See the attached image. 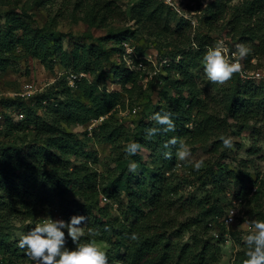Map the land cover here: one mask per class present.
Returning a JSON list of instances; mask_svg holds the SVG:
<instances>
[{
	"label": "trees",
	"instance_id": "16d2710c",
	"mask_svg": "<svg viewBox=\"0 0 264 264\" xmlns=\"http://www.w3.org/2000/svg\"><path fill=\"white\" fill-rule=\"evenodd\" d=\"M98 1L76 0L74 3L87 24L103 25L108 17L122 13L112 0ZM139 8L137 20L145 16L149 21L159 22L164 12L167 20L172 18L170 10L159 0H144ZM202 12L205 34L194 32L192 35L188 21L179 23V30L175 32L168 33L165 26L158 31L167 33L173 49L169 53V65L158 69L161 73L153 80L163 87L159 91L163 101L154 105L151 114L170 112L175 129L150 136V128L163 126L152 118L145 121L144 114L140 113L129 134L132 141L140 144L135 154L126 155L122 148L126 134L115 114L118 107H124L122 93L129 98L137 90L141 91L137 74L121 59V44L126 40L123 34L99 37V40L120 43L117 51L123 64L113 69L112 76L119 79L121 90L101 87V77L95 80L82 77L74 86L83 95L78 98L74 87L63 78L57 83V89L49 92L51 95L36 94L29 98L31 101L13 97L14 108L20 110L22 117L8 122L0 137V264H20L21 257L27 256L4 228L17 220L22 225L27 222L24 227L27 231L34 226L32 223L41 222L49 215L52 217L55 212L66 219L73 214L85 215L86 234L81 240L93 238L87 234L88 228L97 229L100 234L94 240L107 245L109 264H214L218 261V243H212L211 237L202 239L198 229H208L213 224L211 220L222 213L220 197L225 195L228 184L219 179L207 183V177L215 169L224 172L226 166L215 161L194 170L191 162L180 160L176 165L175 159L181 144L191 150L196 145L209 144L211 153H216L223 146L221 135L229 134L233 125L238 134L248 130L253 138L263 136L264 80L244 79L240 73H234L231 93L223 100L226 111L221 113L211 105L195 70L213 41L209 33L223 30H227L230 40L251 47L252 51L242 59L244 69L260 67L258 61L264 58V0H210ZM12 21L13 28L22 30L21 38L15 40L10 32L0 33V69L7 67L8 52L17 44L49 70L58 60L61 66L74 72L95 73L100 54L108 61V51L103 47L100 53L92 49L90 57L93 56L95 62L90 66L86 63L87 52L78 59L77 48L65 51L59 39H54L50 46L49 38L53 34L45 32L43 27L33 29L18 19ZM101 116L103 118L98 120ZM93 120L97 122L87 129ZM78 125L86 126L84 139L72 131V127ZM30 127L34 133L28 140L25 131ZM173 136L178 142L165 148V142ZM87 140L108 143L111 152H116L120 170L111 183H107L104 172L96 167L95 153L85 150ZM141 149L148 151L150 164L156 161L160 164L154 168L146 165ZM166 151L172 155L166 157ZM130 161L139 163L134 176V171L128 169ZM167 162H172L169 170ZM228 171L235 172L234 169ZM190 177H205L198 185L205 188L203 195H183L185 185H190ZM120 191L125 193L126 200L119 199ZM249 191L241 181L237 196L243 197ZM101 197L107 202L101 204ZM186 212L191 214L186 215ZM219 222L222 228L226 227L222 217ZM191 228L194 229L190 242L173 241ZM132 233L138 235L137 240L130 238ZM66 243L70 248L75 247L68 237ZM235 243L241 249L235 252L232 264H243L246 259L244 241L239 238Z\"/></svg>",
	"mask_w": 264,
	"mask_h": 264
},
{
	"label": "rangeland",
	"instance_id": "374dc122",
	"mask_svg": "<svg viewBox=\"0 0 264 264\" xmlns=\"http://www.w3.org/2000/svg\"><path fill=\"white\" fill-rule=\"evenodd\" d=\"M90 1V3H94L96 0ZM103 1L99 0L98 2L102 3ZM112 1L118 5L122 13L120 12L116 16L108 17L103 25H90L84 21L83 13L75 7L74 3L76 0H0V33L10 32L15 40L21 38L22 30L17 27L13 28L15 25L12 21L13 19H18L33 29L43 27L46 30L45 32L53 34L49 38L51 42L50 46L54 39H59L65 51L77 48L78 59L87 52L86 63L90 66L95 62V58L93 56L90 57L92 53L89 51L95 49L97 53H100L103 47L108 51V61L100 54L99 64H97L95 73H90L87 70H82V72L85 73L84 77H89L91 80L101 77L100 86L109 90H121L119 79L112 76L113 69L123 64L117 51L120 43H114L113 40H99V37L120 33L126 38L124 41H130L136 45L134 49L136 56L134 55L132 59L134 60L132 69L137 74L136 79L141 91L137 90L129 98L122 93L124 107H118V110L115 111V114L119 117L118 122L124 127V133L126 134L122 142V148L126 151L125 146L132 141V136L129 134L132 131L134 121L138 119L140 113L144 114L145 121H150L152 118L151 109L154 105L163 101L162 94L159 92L163 87L161 83L155 84L153 80L157 78V74L161 73V70L159 71L158 69L161 67L163 69V67L169 65L171 61L169 53L173 48L169 46L170 38L167 33L158 31L165 26L168 33L175 32L179 30V23L188 21L192 27V35L194 32L205 34L202 9L210 0H200L199 3L192 0H159L170 10V16L172 17L171 20H167L168 16L164 12L162 17H157V19L159 18V22L149 21L145 16L137 20L140 13L139 5L144 0ZM226 31L209 33L213 39L210 46H213L217 40H223L231 51H235L234 46L236 42L227 37ZM123 42L121 44L122 47ZM193 49L195 50V48ZM8 54L9 64L4 69H0V91L2 92L0 96V137H2L3 129L7 123L11 120L13 122L20 112V110L14 108L15 104L12 102L13 97L10 96L11 92L19 91L26 85H31L33 92L24 98L28 99L26 101H31L29 98L33 95H47L55 91L57 83L61 79H65L68 71H72L71 68L61 66L58 60L55 61L51 70L46 69L37 58L26 54L20 44L14 46ZM121 59L127 67L128 64L123 59L122 54ZM162 60L166 61L163 62ZM258 62L260 63L258 70H260V73H264V58ZM128 69L130 70L131 68ZM195 72L198 74L197 79H199L198 82L201 88L206 90L209 95L213 108L221 110V113H225L226 108L223 100L230 95L235 77L232 76L224 83L211 81L203 71L202 62ZM73 91L78 98L83 97L77 88L75 89L74 87ZM131 107H137L135 114L128 112ZM85 127V125H78L72 127V131L78 138L84 139ZM25 133L28 140L33 138L34 132L31 127ZM249 133L248 130H243L238 134L236 126L233 125L229 135L233 138L234 147L225 148L222 146L216 153L212 154L209 144L196 145L191 150V155L185 160L187 162H194L195 160L202 159L204 164L218 161L226 166L224 172L221 173L215 169L207 177V183L212 179H219L224 184H228L225 195L220 197L222 213L218 218L215 217L211 220L213 224L208 229H198L202 239L211 237V242L218 243L220 247L218 261L214 264H232L235 252L241 249L235 243L236 240L240 238L241 241H244V236L249 231H252V226L245 223V221L256 217H264V134L262 137L259 134L257 135L258 137L253 138ZM109 147L108 143L92 140H87L84 147L85 150L95 153L97 158L96 167L104 172L108 180L107 183H111V179L120 170V165L116 161V152H111ZM141 151L140 155L146 160V165H149L148 151L146 149H141ZM177 161H180L178 155L177 159H175L176 165H178ZM171 163H166L168 170L171 167ZM159 164L160 162L156 161L150 164V167L154 168ZM137 165H139L138 162ZM229 169H234L235 172L232 174L228 171ZM136 173L137 169L132 175L134 176ZM203 178L205 177H200V179L190 177V185H185L183 195H203L206 191L205 188L198 186ZM241 181L245 183L250 191L247 192V195L238 197L237 193ZM119 193V199L121 201L126 200L125 193L121 191ZM105 202L107 200H102L100 203L103 204ZM112 207L114 208L115 206ZM230 207L236 208L237 215H235V221L222 228L219 225V219L226 214ZM190 214L191 212H186V215ZM52 218L68 220L59 216L56 212L52 215ZM207 220L208 218H205V221ZM34 224L32 223L31 226ZM25 225H27V222H24L22 225L17 220H13L11 225L4 229H7L10 232L11 239L14 238L13 240L17 242L19 234L26 232ZM192 229L194 228L184 230L173 241L179 243L190 242L193 235ZM214 232L220 234L222 238L219 239L220 236L218 235L214 239V234H212ZM95 242L106 249L107 245L103 241ZM21 261L20 264H32L28 256L21 257Z\"/></svg>",
	"mask_w": 264,
	"mask_h": 264
},
{
	"label": "clouds",
	"instance_id": "9594fccd",
	"mask_svg": "<svg viewBox=\"0 0 264 264\" xmlns=\"http://www.w3.org/2000/svg\"><path fill=\"white\" fill-rule=\"evenodd\" d=\"M235 51H231L229 46L223 40H217L213 46H210L203 56V71L211 81L224 83L229 80L234 73L242 71L243 65L241 60L248 55L252 49L243 42L235 44ZM129 52L133 49L129 48ZM152 119L162 128L152 127L149 129V135L159 131H173L175 123L172 114L167 111H157L152 114ZM221 142L225 148L234 147L233 138L229 134L221 135ZM178 138L173 136L165 142L164 147L169 144H176ZM128 155L135 154L140 148L137 141H132L126 146ZM166 157H170V151L164 152ZM181 161H185L191 155V149L185 145H180L177 153ZM192 163L194 170H199L204 161L195 160ZM136 161L128 163V169L135 171L137 168ZM236 209H232L229 219L234 215ZM87 217L83 214H73L67 221L62 218H52L50 215L43 222L35 223L33 227L26 232H21L17 240L19 248L25 250V254L30 258L32 264H109V258L106 249L97 244L94 237L100 233L97 229L88 228L87 234L91 239L81 240L86 234L83 227ZM245 223L252 226L244 236L245 256L243 264H264V217H256L246 220ZM67 237L71 239L75 247H68ZM130 238L137 240L138 235L132 233Z\"/></svg>",
	"mask_w": 264,
	"mask_h": 264
},
{
	"label": "built area",
	"instance_id": "2783aa9c",
	"mask_svg": "<svg viewBox=\"0 0 264 264\" xmlns=\"http://www.w3.org/2000/svg\"><path fill=\"white\" fill-rule=\"evenodd\" d=\"M131 48L133 49L132 52H129L128 49ZM123 53H122V56H123V59L125 60V62L128 64V67L132 69V63L134 60L133 57L135 55L134 53V49H135V45L133 43H131L130 41H124L123 42ZM136 56V55H135ZM163 62L166 61V60H162ZM241 63L243 65V62L241 60ZM133 70V69H132ZM240 73V76L243 77L244 79H252V78H255V79H261V80H264V73H260V70H246L244 69V67L242 68V71L239 72ZM85 76V73H83L82 71H79V72H74V71H68L66 76H65V79L67 81V84L69 86H71L72 88L75 86V83L77 80H79L80 78L84 77ZM33 92V90L31 89V85H26L25 87H23L21 90L19 91H14V92H11V95L12 97H20V98H25L29 95H31V93ZM1 91H0V96H1ZM136 110H137V107H131V109L128 110V112H130V114H135L136 113ZM122 113V112H121ZM17 116L19 118L22 117V113L19 112V114H17ZM103 118V116H101L98 120H101ZM97 120H93L91 121V123L88 125V129H90L94 123H96ZM102 200L105 201L106 198L105 197H102ZM232 209H236L235 207H230L226 214L222 216V221L223 223L227 226L231 223H233L235 221V215H237V211L234 212V215L229 219V215H230V212ZM215 236H217V232H214L213 233Z\"/></svg>",
	"mask_w": 264,
	"mask_h": 264
}]
</instances>
